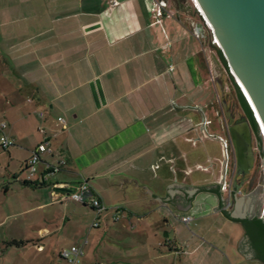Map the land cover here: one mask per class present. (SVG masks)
Segmentation results:
<instances>
[{
    "label": "crops",
    "instance_id": "1",
    "mask_svg": "<svg viewBox=\"0 0 264 264\" xmlns=\"http://www.w3.org/2000/svg\"><path fill=\"white\" fill-rule=\"evenodd\" d=\"M153 1L164 8L160 18L151 12ZM111 2L0 0V135L13 142L0 150L4 174L13 178L1 181V198L6 202L19 186L15 199L23 210L15 216L35 211V222L43 221L33 224L40 239L20 246L43 257L33 264H55L44 255L53 256L52 237L71 224L74 234L81 231L70 205L88 209L91 222L95 214L62 203L53 186L74 189L86 181L105 208L99 226L89 228L103 231L87 248L93 259L84 256L87 239L80 243L76 264H263L243 258L237 245L245 230L222 215L233 202L222 191L229 183L227 177L223 183L227 133L210 39L203 44L173 0ZM39 128L57 136L30 181L37 186L25 185L20 174L44 141ZM60 162L66 166L43 182ZM53 205L66 211L56 218L44 212ZM212 236L224 244L226 261L206 259Z\"/></svg>",
    "mask_w": 264,
    "mask_h": 264
},
{
    "label": "water",
    "instance_id": "2",
    "mask_svg": "<svg viewBox=\"0 0 264 264\" xmlns=\"http://www.w3.org/2000/svg\"><path fill=\"white\" fill-rule=\"evenodd\" d=\"M196 12L210 30L209 49L221 52L239 92L250 108L262 139L264 159V0H191ZM194 33L203 36V25L197 23ZM218 56V55H217ZM218 98L222 86L216 82ZM223 109L225 104L222 103ZM236 165L248 171L253 163L250 135L245 124L229 130ZM233 209L222 215L231 222L251 219L259 209L254 195L235 199ZM261 215V214H260ZM252 216V217H250ZM260 219L264 222V216ZM244 259H256L249 238L244 234L237 245Z\"/></svg>",
    "mask_w": 264,
    "mask_h": 264
},
{
    "label": "rangeland",
    "instance_id": "3",
    "mask_svg": "<svg viewBox=\"0 0 264 264\" xmlns=\"http://www.w3.org/2000/svg\"><path fill=\"white\" fill-rule=\"evenodd\" d=\"M178 1H181L182 3L181 7H182L183 13L181 14V18L186 23V25H188L189 28L191 29L192 28L191 24L195 22V19L198 23H200V19H198L196 15L195 17H191V18L189 17L190 14L192 13H193V16L194 14H196L192 1L191 0H178ZM173 2L175 1L173 0ZM209 39L210 38L208 36L205 39H203V44L208 45ZM215 75H216L215 77L217 78L218 82L221 85L223 84L224 86V90H225L224 95L229 105V108L238 111L237 109L238 105H237L236 98H235V91L230 86V80L228 78V75L222 68L221 64H218L217 62L215 63ZM239 112L240 111H238V113L236 112L237 114L236 116L240 114ZM262 160L263 158L261 156L260 159L256 160V165L258 164L260 165L262 163ZM12 166H14V164ZM230 169L231 168L228 166L227 168L228 174H229ZM5 171H6V163L5 161H2L0 162V183L1 181L4 180V177H6L5 182H7L6 185H8V182L12 181L13 178L12 177L8 178L9 175L5 176L4 174ZM20 175L23 179L25 178L27 179L26 172L24 174L21 173ZM260 177H261L260 174H257L256 179H255V184H253L250 188L245 189V191L247 192L245 194V197L254 195V199L257 201V204L259 205V209L255 213V215L259 214V211L262 209V206H263V193L261 192L259 186L257 187L254 186L260 182L261 180ZM16 187H19V186H16ZM16 187L11 188L9 199L7 198L6 202L2 201V198H1L2 194L0 192V264H3L4 262L5 264H33L43 259V257H39V256L37 257V255L34 254L32 250L28 249V246L30 245H28L27 247H26L27 244L22 245V246L19 245V247L16 248L15 245L13 246L12 243H13V240H16L17 243H19V241L22 239L30 240V241L32 240L31 242H35L37 241V239H40V235H38L37 233V228H38V225L39 226L43 225V221L40 219H37L35 222L34 217L38 215L37 213H35V211H33V213L29 212V214L26 216L25 215L21 217L15 216L16 213L18 214L20 210H23V206L19 208V205L17 204V201L15 199L16 198L15 195L21 192V190H19ZM42 191L47 193L45 189ZM223 192L225 193L226 191H223ZM237 196L239 195L237 194ZM45 200L47 203L50 202L47 196ZM68 205L70 204H67L65 206L67 207ZM26 206L29 209L33 208L34 203L29 202V204ZM65 206L63 205L49 206L45 209L44 212L47 214H51L53 215V217L56 218L58 216V213L61 214L62 212L66 211L64 209ZM70 207H71V213L74 211L75 215H78V219L75 221H72V223L75 222L78 226H80L81 231L79 235L74 234V230H72V227H73L72 225L74 224H71L69 225V227L65 226L62 231H59L58 234L52 237V240L54 241L53 256H51L47 252H45L46 254L44 255L47 256L49 261L53 260L55 264H68L65 260H63L59 256L60 252L62 251L61 249L71 247L72 245L80 247V243L84 242V240L86 239H87L88 245L86 247L84 256L85 257L88 256V258L90 256V258L93 259L95 254L90 252L91 255H88L87 248L94 246L95 244V241L93 240L94 233L100 232L103 228V225H100L99 229L89 228L92 224L91 222L92 219L88 217L90 213L88 209H84L80 205H77V204H71ZM33 224H38V225L36 227ZM56 224H58V221L56 222ZM184 224L186 226H190V223H184ZM25 226L27 227L26 229H21ZM212 238H213V241H212ZM44 242L46 244V240H44ZM207 242H208V245L213 247L211 248L212 250L206 258L207 260L218 261L222 259L226 261L228 259L229 255L224 251L225 246H223L224 244L223 245L219 244L221 242L218 240V238H215L214 236H212L211 241H207ZM211 242H215V244ZM96 256L99 257L100 259L104 258L103 252L101 251L96 252ZM82 259L83 257L81 258V260ZM105 259L107 258L105 257Z\"/></svg>",
    "mask_w": 264,
    "mask_h": 264
},
{
    "label": "built area",
    "instance_id": "4",
    "mask_svg": "<svg viewBox=\"0 0 264 264\" xmlns=\"http://www.w3.org/2000/svg\"><path fill=\"white\" fill-rule=\"evenodd\" d=\"M111 4L113 6L117 5L115 0H112ZM164 8L162 4L158 1H153L151 12L152 14L160 18L163 16ZM40 118H43V114L39 115ZM57 124L60 127V130H63L65 127V120L63 118L57 119ZM5 125L0 123V130L2 131L4 129ZM39 130L44 134V141L31 153L30 158L27 160L25 164V171L27 172V181H32L34 178L36 171H37V165L41 161V157L44 155H51L52 149H51V140L52 138L57 136L56 132L48 133L44 130ZM11 146H13V142L9 140L4 135H0V149L8 150ZM66 166L65 162H60L58 166H49L46 170L44 176L42 177V181H46L48 175H53L58 172H60V169ZM59 189L62 191L60 196V201L62 203L67 202H74L78 204H87L89 207H91L94 211L95 218L91 224V228H96L100 224V213L105 211L104 206L102 203L94 198L91 195L89 185L86 181H83L80 183L76 188L70 189L66 186L62 185H55L53 186V189ZM225 188V187H224ZM222 189V191H225V189ZM189 218H183L182 221L184 223L189 222ZM83 255L82 249L78 247H71L69 249L62 250L59 254L60 258L65 260L68 264H76L78 258H80Z\"/></svg>",
    "mask_w": 264,
    "mask_h": 264
},
{
    "label": "flooded vegetation",
    "instance_id": "5",
    "mask_svg": "<svg viewBox=\"0 0 264 264\" xmlns=\"http://www.w3.org/2000/svg\"><path fill=\"white\" fill-rule=\"evenodd\" d=\"M176 7H180L181 6V1L178 0H174ZM195 10V9H194ZM196 12V10H195ZM195 17V16H193ZM196 17L198 19H200V23L203 25V36H201L202 38H206L207 36L210 38V30L208 29V27L204 24V22L201 20V18L199 17L198 13L196 12ZM198 22L195 19V22H193L191 24L192 29L195 30V25ZM207 32V33H206ZM206 33V34H205ZM208 34V35H207ZM211 40V39H210ZM212 41V40H211ZM218 105H219V114L220 117L224 123V129L226 131V136H227V141L226 144L224 145V161H225V174H224V185L226 184L225 178L227 177V179L229 180V183L227 185L228 188H226V193L228 194L229 197H231L232 195H244L247 192L245 191V189L250 188L253 184H255V179H256V175L260 174V182L256 185H254L255 187L259 186L261 192L263 193V206L262 209L259 211L258 215H253L258 216L259 218L261 216H264V159L262 160V163L259 165H256V160L260 159L261 156H263V152H262V139L261 141H259L258 138H261L260 133L258 132V135L255 134V132L253 131L252 127L250 126V124L248 123L247 119L245 118L244 114L242 113V110L238 105V111H240L239 115L236 116V112L238 113L237 110H233L231 108H229V105L226 101L225 95L223 93V88H222V99H218ZM222 103L225 104V109H223L222 107ZM245 124L248 128L249 131V135H250V149H251V155L253 157V163L250 166V168L248 169L247 172H245V174H243L244 169L243 168H238L236 165V159H235V153H234V149H233V144L231 141V137L229 134V130L237 125H242ZM228 166L231 168L229 170V174L227 173V168ZM230 205V204H229ZM261 214V215H260ZM246 218L248 217L247 215H245ZM252 217V216H250ZM246 218L244 220H246Z\"/></svg>",
    "mask_w": 264,
    "mask_h": 264
},
{
    "label": "trees",
    "instance_id": "6",
    "mask_svg": "<svg viewBox=\"0 0 264 264\" xmlns=\"http://www.w3.org/2000/svg\"><path fill=\"white\" fill-rule=\"evenodd\" d=\"M217 55H218V59H219V62L221 64L222 68L224 69V71L228 75V78L230 80V86L235 91L236 102L239 104V106L242 110V113L244 114L245 118L247 119L248 123L252 127L255 134L258 135L259 129H258V126L256 124V121L254 119V116H253L250 108L248 107L243 96L239 92V90H238L236 84L234 83L232 77L229 75L227 67H226V62H225L221 52L218 51ZM221 86L223 88V93H224L225 90H224L223 84ZM258 139H259V141H261V138H258ZM0 150H3V149H0ZM24 184L37 186L36 184H32L30 182H24ZM41 186H44V183L41 184ZM83 206H89V205L83 204ZM239 222L243 226L245 233L249 238L250 246L254 252L255 258L264 264V222L258 216H255L251 219L239 221ZM12 244L15 246H19L22 243L21 242L17 243L15 241H13Z\"/></svg>",
    "mask_w": 264,
    "mask_h": 264
}]
</instances>
